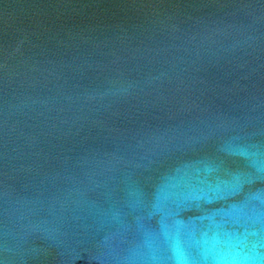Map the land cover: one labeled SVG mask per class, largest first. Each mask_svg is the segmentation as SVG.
Instances as JSON below:
<instances>
[{
    "label": "water",
    "instance_id": "obj_1",
    "mask_svg": "<svg viewBox=\"0 0 264 264\" xmlns=\"http://www.w3.org/2000/svg\"><path fill=\"white\" fill-rule=\"evenodd\" d=\"M0 264H264V0H0Z\"/></svg>",
    "mask_w": 264,
    "mask_h": 264
},
{
    "label": "snow or ice",
    "instance_id": "obj_2",
    "mask_svg": "<svg viewBox=\"0 0 264 264\" xmlns=\"http://www.w3.org/2000/svg\"><path fill=\"white\" fill-rule=\"evenodd\" d=\"M178 259L183 260V256L182 255H179L178 256Z\"/></svg>",
    "mask_w": 264,
    "mask_h": 264
}]
</instances>
